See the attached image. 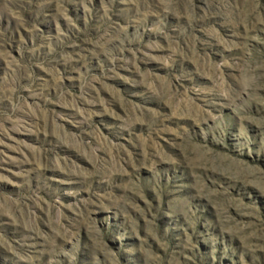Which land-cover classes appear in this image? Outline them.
Returning <instances> with one entry per match:
<instances>
[{"label":"rangeland","instance_id":"rangeland-1","mask_svg":"<svg viewBox=\"0 0 264 264\" xmlns=\"http://www.w3.org/2000/svg\"><path fill=\"white\" fill-rule=\"evenodd\" d=\"M0 264H264V0H0Z\"/></svg>","mask_w":264,"mask_h":264}]
</instances>
